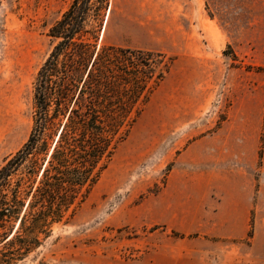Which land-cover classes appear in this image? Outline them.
<instances>
[{"label": "rangeland", "instance_id": "rangeland-1", "mask_svg": "<svg viewBox=\"0 0 264 264\" xmlns=\"http://www.w3.org/2000/svg\"><path fill=\"white\" fill-rule=\"evenodd\" d=\"M72 2L0 0V166L29 136L35 79L56 43L50 29ZM104 13L100 44L176 59L75 218L27 263L264 264V176L247 226L216 237L203 222L225 194L196 188L179 161L238 111L259 110L248 126H259L263 147L264 0H109L88 16Z\"/></svg>", "mask_w": 264, "mask_h": 264}, {"label": "trees", "instance_id": "trees-1", "mask_svg": "<svg viewBox=\"0 0 264 264\" xmlns=\"http://www.w3.org/2000/svg\"><path fill=\"white\" fill-rule=\"evenodd\" d=\"M92 1L73 0L51 27L31 131L0 166V264L35 262L55 226L75 218L176 59L100 44L105 13L88 15L109 0Z\"/></svg>", "mask_w": 264, "mask_h": 264}, {"label": "crops", "instance_id": "crops-1", "mask_svg": "<svg viewBox=\"0 0 264 264\" xmlns=\"http://www.w3.org/2000/svg\"><path fill=\"white\" fill-rule=\"evenodd\" d=\"M252 116L259 117V110L229 115L226 126L194 141L179 156L180 162L190 166L196 188L212 197L225 194L212 216L203 222L210 228L206 231L209 235L235 236L220 230L247 226L251 212L248 197L254 195L258 179L264 176V144L261 147L259 143V126H248Z\"/></svg>", "mask_w": 264, "mask_h": 264}, {"label": "bare ground", "instance_id": "bare-ground-1", "mask_svg": "<svg viewBox=\"0 0 264 264\" xmlns=\"http://www.w3.org/2000/svg\"><path fill=\"white\" fill-rule=\"evenodd\" d=\"M104 29V28H103Z\"/></svg>", "mask_w": 264, "mask_h": 264}]
</instances>
